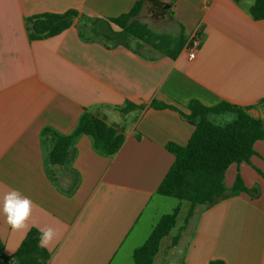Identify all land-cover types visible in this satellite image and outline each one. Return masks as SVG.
I'll return each mask as SVG.
<instances>
[{"label": "crops", "instance_id": "1", "mask_svg": "<svg viewBox=\"0 0 264 264\" xmlns=\"http://www.w3.org/2000/svg\"><path fill=\"white\" fill-rule=\"evenodd\" d=\"M141 1L0 0V195L7 185L34 202L23 229L13 230L0 215L6 255L19 250L30 230L51 226L57 235L45 247L48 264H135V252L164 215L180 205L179 218L189 214V203L175 204L158 190L176 159L168 146H187L195 131L183 116L190 103L227 102L264 119V20L251 14L256 0H160L171 5L165 11L173 34L186 37L177 59L82 39L83 18H118ZM152 5L145 0L139 21L146 10L155 12ZM71 10L79 16L64 33L30 39L29 18ZM196 32L202 42L190 61L187 46ZM128 102L146 108L125 113ZM85 111L118 126L125 143L109 157L92 138L80 137L70 164L54 168L53 181L46 165L52 138L42 133L72 134ZM225 117L235 116L212 120ZM254 151L225 175L228 193L239 176L246 191L198 207L184 231L188 215L182 224L178 218L154 264L164 241L179 234L174 251L183 249L182 264H264V140Z\"/></svg>", "mask_w": 264, "mask_h": 264}, {"label": "trees", "instance_id": "2", "mask_svg": "<svg viewBox=\"0 0 264 264\" xmlns=\"http://www.w3.org/2000/svg\"><path fill=\"white\" fill-rule=\"evenodd\" d=\"M144 2L145 0L138 2L131 12L118 18L105 21L83 18L80 28L82 39L95 41L101 38V42L106 46H124L129 49H132L130 41L136 40L148 44L164 56L177 59L186 44L183 31L178 35L162 34L139 21L138 16ZM251 14L256 20H264V0H256L251 8ZM78 16L79 12L71 10L64 14H42L29 18L27 21L30 39L35 41L58 36L71 28ZM100 23H104L107 29L100 31L96 26ZM113 25L119 30H114ZM261 105L264 106V100ZM151 106L164 107L157 102H153ZM145 108V105L128 102L123 112ZM250 109L227 102L207 107L194 101L189 105L190 114H183L184 118L195 126V131L187 146L174 144L168 146V150L176 159L158 190V194L175 198L181 204L189 203V214L181 231L187 228L198 207L207 210L228 197L246 191L239 176L231 193H228L225 175L231 165L249 162L255 154V143L264 140V119L250 115ZM226 113L235 116L229 123L218 125L212 120L213 116ZM84 135L92 138L94 147L100 154L109 157L115 156L126 140L124 131L118 126L109 125L104 119L88 111L83 113L77 129L70 135H62L46 128L42 136L52 138L46 165L53 181L54 168L70 164L75 144ZM77 182L72 193L78 185ZM181 208L182 205L173 213L161 218L147 242L135 252V264H154L160 253L162 241L177 225ZM40 234L38 229L30 230L19 250L12 256L6 255L5 246L0 239V264H48L51 254L45 247L38 246ZM180 238L181 234L175 238V246ZM210 264L226 263L213 261Z\"/></svg>", "mask_w": 264, "mask_h": 264}, {"label": "rangeland", "instance_id": "3", "mask_svg": "<svg viewBox=\"0 0 264 264\" xmlns=\"http://www.w3.org/2000/svg\"><path fill=\"white\" fill-rule=\"evenodd\" d=\"M157 6L156 5H152L150 7V11L151 8L152 10H155L154 13L149 12L148 10H146V12L143 14V16L141 17V21L148 25L152 30H154L155 32L158 33H162V34H176L177 31H175L173 29V26L171 25L170 22H168L167 17H166V11L163 7L161 6ZM95 26V25H94ZM97 28L100 31H104L106 30V25L104 23H100L98 25H96ZM98 41H102L101 38H99ZM130 45L132 47L133 50L139 51L140 53L146 55V56H154L157 55V51H155L154 49H152L148 44L146 43H141L139 41L136 40H132L130 41ZM227 119L224 120V122H218V125H224L226 123H229V121H231V119H229L228 117H225ZM72 178V180H74V176L71 175L69 176ZM169 201H173L175 202V204H178V200L177 199H168ZM185 208V207H184ZM184 213V212H183ZM188 214H184L181 215L179 218L180 224L183 223L184 219H186ZM191 220V219H190ZM193 220H191V224H193ZM189 225V229H187V236L189 237L192 229H193V225ZM188 227V226H187ZM173 237H169L166 239V241H164L163 243V250L161 252V255L159 256V258L157 259V263L159 264H182V254H183V249H177L176 251H174V242H173Z\"/></svg>", "mask_w": 264, "mask_h": 264}, {"label": "clouds", "instance_id": "4", "mask_svg": "<svg viewBox=\"0 0 264 264\" xmlns=\"http://www.w3.org/2000/svg\"><path fill=\"white\" fill-rule=\"evenodd\" d=\"M33 203L30 197L22 194L19 190L4 185L2 195H0V215L13 230L23 229L27 226V221L32 215ZM40 232L39 247L49 246L57 235L56 229L51 226L42 228Z\"/></svg>", "mask_w": 264, "mask_h": 264}, {"label": "built area", "instance_id": "5", "mask_svg": "<svg viewBox=\"0 0 264 264\" xmlns=\"http://www.w3.org/2000/svg\"><path fill=\"white\" fill-rule=\"evenodd\" d=\"M201 42L202 39L199 32H196L191 36L189 44L187 46L188 58L190 61H194L197 58V54L201 46Z\"/></svg>", "mask_w": 264, "mask_h": 264}, {"label": "water", "instance_id": "6", "mask_svg": "<svg viewBox=\"0 0 264 264\" xmlns=\"http://www.w3.org/2000/svg\"><path fill=\"white\" fill-rule=\"evenodd\" d=\"M151 2L155 5H160L163 6L165 8V10L170 9L171 5L170 4H165L163 2H161L160 0H151Z\"/></svg>", "mask_w": 264, "mask_h": 264}]
</instances>
